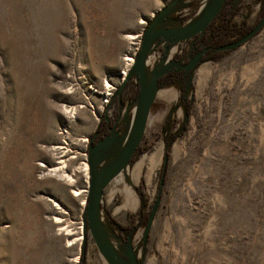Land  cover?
Instances as JSON below:
<instances>
[{"label": "rangeland", "instance_id": "rangeland-1", "mask_svg": "<svg viewBox=\"0 0 264 264\" xmlns=\"http://www.w3.org/2000/svg\"><path fill=\"white\" fill-rule=\"evenodd\" d=\"M175 1L0 0V264H81L82 255L84 264H106L88 231L83 239L88 194H74L83 188L78 163L67 165L68 177L50 175L59 129L69 126V138L88 136L106 111L115 116L108 103L123 82L124 56ZM209 1L177 0L157 27L181 26ZM223 9L254 28L264 0H226ZM187 45L177 44L171 56L172 48L162 56L158 45L149 63L168 57L182 65ZM108 84L117 88L103 105ZM175 87L176 98L155 97L139 151L103 190L102 225L124 261L129 240L141 264H264V26ZM136 99L117 116L126 138ZM71 113L76 121L68 123ZM159 148L147 183L145 160ZM134 167L138 201L126 205L123 182Z\"/></svg>", "mask_w": 264, "mask_h": 264}, {"label": "water", "instance_id": "water-1", "mask_svg": "<svg viewBox=\"0 0 264 264\" xmlns=\"http://www.w3.org/2000/svg\"><path fill=\"white\" fill-rule=\"evenodd\" d=\"M175 2L166 5L163 9L159 10L160 13H158L153 20L149 21L147 27L142 32L140 48L134 59V63L118 90L115 92L114 96L119 98L126 84L131 79L136 81L138 85L139 94L135 101L136 112L134 115V123L130 126L127 138L124 134L121 135L120 132H115L114 129H111L109 136L96 142L94 145L90 144L88 148L87 164L89 170V184L87 203L84 208L82 235L83 239H85L86 232L88 231L98 253L106 264H141L137 261V257L132 251L129 240L126 249L127 261L122 259L123 255L118 254L110 248L100 223L99 204L103 190L106 186L121 175L132 161L145 133L150 108L158 94V80L171 66H173L172 61L170 62V59L167 57L166 60L161 63L159 61V65L154 66L152 70L153 75L150 77L146 67L149 63L151 53L158 45H161L164 50L162 56H164L167 55L169 49L174 48L177 44L179 45L180 43L192 40L196 36H202L208 26L219 14L226 0H210L192 20L181 26L157 27L158 23L165 19V15L170 12ZM263 26L264 15L257 25L246 35L235 42L220 47L218 50L229 51L244 45L252 39ZM204 53L205 51L197 53L187 64L180 68L185 71V75L200 63L201 57ZM127 109L128 108L126 107L125 112ZM120 110H122L121 105ZM104 117L106 118V114ZM119 146L120 148L117 150L116 156L111 160L106 161V164L102 169L97 170L98 165L109 155L107 153L116 150ZM165 164L166 160H164V166ZM159 184L162 186V179ZM160 198L161 189H159L157 193L156 201L144 229V242L148 237V233L160 203Z\"/></svg>", "mask_w": 264, "mask_h": 264}, {"label": "flooded vegetation", "instance_id": "flooded-vegetation-1", "mask_svg": "<svg viewBox=\"0 0 264 264\" xmlns=\"http://www.w3.org/2000/svg\"><path fill=\"white\" fill-rule=\"evenodd\" d=\"M222 10H224V9L222 8L221 11ZM209 26H208V28H209ZM208 28L206 29V31L204 32V34L202 36H196L192 40H189V41L186 42L188 44L187 45L186 54H185L186 59L184 60V62L182 60V65H179V63H176V62H172L173 66H171L168 69V71L165 72L164 75H162L160 77V79L158 80V87H159V89L162 88V87H164V86H168L170 84H177V85H179V87H181V83H185L186 82L187 78L190 76L191 72L194 70L195 67L190 72H188L186 75H185V71L183 69H180V68L183 67L185 64H187L188 61L190 59H192L197 53H200L202 51H205V53L201 57L200 63L198 64V65H200L203 62L212 61V60H207L206 59V57L210 53H212V52H216V53H223V52H225V54L229 52V51H219L218 50L220 47H223V46H225L227 44L222 45V46H219V47L212 44V37L210 35H208V32H207ZM237 40H234L232 42H235ZM232 42H230V43H232ZM230 43H228V44H230ZM225 54H224V56H225ZM219 60H217V61H219ZM170 62H171V60H170ZM179 73L181 74V77L179 78L180 81L178 82L177 81V79H178L177 75ZM133 82L134 83H131V85L129 84V82L126 84V86H125L124 90L122 91V93H121V95H120L119 98L113 97L110 100V102L108 103L109 104V108L110 107L113 108V110H115L117 112V114L114 117H112V116H110V117L109 116H106V118H105L104 117L105 113H104L102 119L97 122V126L94 129V132L91 135H88L89 145L90 144L94 145L96 142H98V141L104 139L105 137L109 136L111 129H114L115 132H120V130H117V124L119 122V120L117 119L118 118L117 116L119 115V112L120 111H123L122 114H125L126 113L125 112V108L127 107V104H128L127 102H129L130 100L131 101L134 100L137 97V94H138V85H137L136 81H133ZM132 84H133V86H132ZM129 85L132 86V87H134V89L131 90V91H129V88H130ZM159 89H158V91H159ZM124 94L126 96H123ZM120 105L122 106V110H120ZM115 119H117V120H115ZM102 120L104 122V127L102 125L100 126V123H101ZM138 148H139V146H138ZM138 148H137V151L135 152V154L139 151Z\"/></svg>", "mask_w": 264, "mask_h": 264}, {"label": "built area", "instance_id": "built-area-1", "mask_svg": "<svg viewBox=\"0 0 264 264\" xmlns=\"http://www.w3.org/2000/svg\"><path fill=\"white\" fill-rule=\"evenodd\" d=\"M141 35L142 33L138 34L136 36V40L132 42V46L128 49L126 55L123 58L125 66H129V69L134 63V59L137 56V53L140 48V41H141ZM124 79V77H123ZM121 79V81H123ZM110 82V79L107 80V83ZM109 85V84H108ZM117 87L112 88L110 85L107 88L106 93H103L102 96V104L107 103V99L111 96V94L116 90ZM109 89V90H108ZM86 95L84 94V98L88 100V98L85 97ZM92 111H94V108L90 106ZM72 115L70 116V121L68 123H73L75 122L74 114L71 113ZM95 115V112H94ZM100 116L98 115V118ZM97 118V119H98ZM69 126H61L60 127V136L62 137L61 142L56 146L54 149V155L57 159V162L55 163V167L59 168V173L66 171L67 165L70 163L76 162L78 163V167L80 168L83 181V188L80 190L79 193H74L75 196L81 194L82 192L87 195L88 194V184H89V170H88V164H87V156H88V148H89V140L88 136H82L78 138H69L68 137V131H69ZM45 165H43L44 167ZM86 167V168H85ZM84 208V204H82V207Z\"/></svg>", "mask_w": 264, "mask_h": 264}, {"label": "bare ground", "instance_id": "bare-ground-1", "mask_svg": "<svg viewBox=\"0 0 264 264\" xmlns=\"http://www.w3.org/2000/svg\"><path fill=\"white\" fill-rule=\"evenodd\" d=\"M175 51H176V49H172V51L170 52V56L173 55V53ZM154 66L155 65H154V62H153L152 64L148 63V65L146 67L147 68L146 70L148 71L150 77L153 75V71L152 70H153ZM128 69H129V66L126 65L125 69L123 70V72L121 74V76H123V77L125 76L126 77ZM121 79H123V78L121 77ZM107 88H108V85H105L103 93H106ZM71 110L73 111L74 114L77 112V109H75V108L74 109L72 108ZM133 111H134V115H135L136 108H134ZM134 115H133L132 123H134ZM132 123H131V125H132ZM160 156H161V148L156 150L154 153H152L150 156H148V158H146V160H145L150 166L149 170H148V173L146 175L147 183H149V181L151 179V172H152L153 164L155 163L156 159L158 160L160 158ZM145 161H144V163H145ZM139 170H140V168H139ZM139 170H138L137 167L136 168L134 167V169L128 174V177H129L128 180L123 182V185H124V188H125L124 189V194H125V197H126V205H132V204L135 205V204H137L138 200H137L135 189H134V183H135L134 180L137 179ZM57 171H59L58 168L53 166L49 172H50L51 176H57V178H59V179L64 178V177H68V175L65 174V171L61 172L60 174H57ZM100 223H101L103 232H104V234L106 236V241H107L108 245L110 246V248L113 251L117 252L118 254L124 255L123 254V250H122L123 248H121L122 246L120 245V243L118 241H116V239L112 238L111 236L109 237L108 231L102 225V217H100ZM97 264H103V262H102V260H100V258H99V260H97Z\"/></svg>", "mask_w": 264, "mask_h": 264}, {"label": "trees", "instance_id": "trees-1", "mask_svg": "<svg viewBox=\"0 0 264 264\" xmlns=\"http://www.w3.org/2000/svg\"><path fill=\"white\" fill-rule=\"evenodd\" d=\"M236 14L228 13V11L222 10L216 19L212 22L209 26L207 32L208 35L212 37V44L215 46H222L228 44L234 40L239 39L246 35L252 28L243 20L237 21L235 19ZM225 52L223 53H210L206 59L217 61L222 56H224ZM188 113V112H187ZM104 127L103 120L100 123V126ZM139 149V148H138ZM168 159V154H164V160ZM164 175V170L162 171L161 177ZM81 264H84V256H81Z\"/></svg>", "mask_w": 264, "mask_h": 264}, {"label": "crops", "instance_id": "crops-1", "mask_svg": "<svg viewBox=\"0 0 264 264\" xmlns=\"http://www.w3.org/2000/svg\"><path fill=\"white\" fill-rule=\"evenodd\" d=\"M175 85L176 84H170L168 86H164V87L160 88L159 91H158V94H157L158 100H160V101H167V100H170L171 97H175L176 98L177 95H178V92H177V89H176L177 87H175ZM125 94L123 96H126ZM114 112H115V115H116L117 112L115 110H114ZM105 114H106V116H108L107 115V111H106ZM110 116H113V115H110Z\"/></svg>", "mask_w": 264, "mask_h": 264}]
</instances>
